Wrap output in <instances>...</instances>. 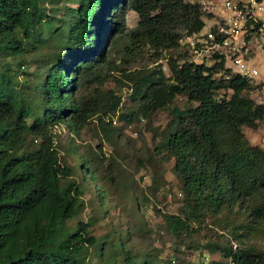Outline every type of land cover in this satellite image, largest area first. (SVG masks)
Wrapping results in <instances>:
<instances>
[{
    "label": "trees",
    "instance_id": "16d2710c",
    "mask_svg": "<svg viewBox=\"0 0 264 264\" xmlns=\"http://www.w3.org/2000/svg\"><path fill=\"white\" fill-rule=\"evenodd\" d=\"M129 9L139 15L137 28L127 34L130 50L145 45L159 59L180 49L181 31L189 35L206 25L198 0H75L63 18L43 0H0V264H88V247L98 239L89 235V222L69 225L84 206V191L74 183L75 167L61 155L53 128L66 125L78 134L93 117L103 120L120 108L119 95L82 98L77 92L95 67L107 63L106 45L127 30ZM47 38L58 49L27 92L14 62L5 58ZM166 63L170 75L162 67L126 74L146 117L179 96L191 103L186 111L174 108L161 141L184 194L182 216L166 214V222L183 233L209 219L229 236V246L221 249L227 261L216 264H264V146L252 144L245 131H257L264 106L250 95L247 78L217 79L219 72L230 74L225 60L196 64L172 53ZM74 152L82 172L94 178L91 160ZM112 247L106 264L119 256L121 264H148L122 243Z\"/></svg>",
    "mask_w": 264,
    "mask_h": 264
},
{
    "label": "rangeland",
    "instance_id": "374dc122",
    "mask_svg": "<svg viewBox=\"0 0 264 264\" xmlns=\"http://www.w3.org/2000/svg\"><path fill=\"white\" fill-rule=\"evenodd\" d=\"M74 1L43 0V4L63 18ZM125 22L127 30L117 33L106 45L107 63L95 67L77 92V97L82 98L96 92L106 99L111 94L119 95L122 103L118 111L105 113L103 120L93 117L78 134L66 125L53 128L61 155L75 167L74 183L84 191V206L69 225L74 229L77 224L89 222V235L98 239L96 245L88 247V264H106L114 256L113 243H122L128 252L148 264L225 263L221 249L229 246V236L209 219L192 223V228L183 233L173 232L165 219L166 214L182 216L184 194L182 180L174 171V159L163 149L161 141L175 119L174 108L186 111L191 103L179 96L168 107L146 117L142 99L133 93L126 76L138 69L156 67L170 75L166 57L173 53L184 60L189 56L182 52L183 48L164 51L161 59L145 45L130 50L127 34L137 28L139 15L129 9ZM205 22L203 31L208 30L212 20L205 17ZM180 33L185 40L188 33ZM57 46L56 40L47 38L23 55L5 58L14 62L19 86L27 92L34 91L38 79L51 67ZM257 63L264 72L263 58H258ZM217 79L226 81L224 76ZM222 94L229 96L226 91ZM245 131L250 142L256 144L255 132L249 128ZM74 150L91 160L94 178L82 172ZM116 258L115 264H121L120 256Z\"/></svg>",
    "mask_w": 264,
    "mask_h": 264
},
{
    "label": "built area",
    "instance_id": "2783aa9c",
    "mask_svg": "<svg viewBox=\"0 0 264 264\" xmlns=\"http://www.w3.org/2000/svg\"><path fill=\"white\" fill-rule=\"evenodd\" d=\"M202 3L212 23L208 30L203 28L181 40L180 48L189 56L182 62L213 65L225 60L230 74L222 71L216 77L247 78L253 85L252 97L264 106V72L257 63L260 57L264 61V0H202ZM255 134L256 144L264 146V118Z\"/></svg>",
    "mask_w": 264,
    "mask_h": 264
}]
</instances>
